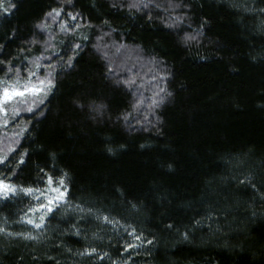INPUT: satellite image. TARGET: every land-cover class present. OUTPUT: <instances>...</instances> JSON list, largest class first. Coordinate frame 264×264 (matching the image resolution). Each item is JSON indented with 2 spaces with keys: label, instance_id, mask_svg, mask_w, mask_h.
Listing matches in <instances>:
<instances>
[{
  "label": "trees",
  "instance_id": "1",
  "mask_svg": "<svg viewBox=\"0 0 264 264\" xmlns=\"http://www.w3.org/2000/svg\"><path fill=\"white\" fill-rule=\"evenodd\" d=\"M11 2L4 0L5 7ZM17 2L14 15L0 18V59L24 76L32 59L48 57L43 64L54 69L43 71L54 70L57 87L34 113L2 121L0 156L11 164L0 165V177L32 184L37 166L50 167L55 152L72 178V203L85 213L61 210L40 242L0 234V264H50L47 255L61 264H264V199L238 183L252 175L264 188V0H143L149 7L138 9L128 6L134 0ZM59 7L60 17L45 20ZM70 12L80 13L77 20ZM65 21L80 27L62 32ZM40 23L49 27L42 31ZM76 43L82 48L65 70ZM124 55L134 64L119 63ZM146 65L154 69L148 85ZM160 88L171 95L150 108ZM77 99L86 107H77ZM93 101L107 106L103 116L94 118L87 107ZM25 150L27 163L13 175L9 167L16 169ZM21 209L26 204L0 205V226L27 231L14 222ZM88 209L92 215L79 224L83 234H69ZM97 214L120 224L105 225ZM133 228L142 240L128 234ZM129 243L139 246L125 252ZM87 247L110 259L74 255Z\"/></svg>",
  "mask_w": 264,
  "mask_h": 264
},
{
  "label": "snow or ice",
  "instance_id": "2",
  "mask_svg": "<svg viewBox=\"0 0 264 264\" xmlns=\"http://www.w3.org/2000/svg\"><path fill=\"white\" fill-rule=\"evenodd\" d=\"M67 3H71V0H67ZM117 5L114 4L113 7ZM130 8H147L148 4L143 3V0L139 2H132L128 5ZM183 5L180 3H175L172 5L174 8H180ZM156 7H160L159 4ZM19 4L17 0H12L9 7H5L4 0H0V18H7L8 16L14 15L18 10ZM64 12L63 7L52 8L45 15V20L51 18L55 21L61 14ZM70 18L75 21L80 13H68ZM177 23L183 22V17H174ZM168 26H173L169 24ZM37 28L46 30L49 26L47 23H40L36 26ZM80 27L79 24L75 26L69 25L66 21L61 23L60 28L62 32L71 33ZM197 34H200L199 32ZM11 38H14L11 37ZM194 35H189L188 39H195ZM84 39H87L85 36ZM36 41H32L35 43ZM4 45H0V48ZM82 48V45L79 43L74 44L73 51L70 56H67L64 63V68L74 67V61L76 56L79 54V50ZM49 59L43 55L37 56L30 61L31 67L27 68L26 75L21 76L22 68L17 67L12 63L11 60L4 58L0 59V64L4 65V68H0V72H4V77L0 78V115L6 119H12L18 117L22 111L26 110L27 112L34 113L36 109L43 105L45 101L48 100L49 96L53 94V90L57 87V76L53 71H48L45 73L43 69L45 67L54 69V66L51 64H43V61ZM64 59V58H62ZM111 71V68H109ZM167 76H161L160 80H166ZM117 83H120L117 81ZM126 86L131 87L134 84V81H125L123 82ZM164 88H160L158 92L154 93L153 98L149 104L150 108H159L164 102L165 97L170 96L171 93H165ZM74 103L77 107L83 109L86 107L85 104L81 103L79 99L75 100ZM143 101L135 104L134 107L139 108L140 104ZM21 105L25 107H21ZM11 107V116L9 115V108ZM88 109L94 113V118L96 116H103L106 110V105L104 103H96L93 101L91 104L87 105ZM41 115L43 113L41 112ZM130 117V114H125L123 119L127 121ZM6 126V125H5ZM27 131V129H24ZM15 152V150H13ZM111 151V149H109ZM18 154V153H17ZM29 153L27 150L20 155V159L17 163L15 170L9 167V171L13 172V175H18L19 171H22L20 165L27 163V158ZM59 158L55 152H52L49 157L47 164L48 166H37V180L32 184H17L11 181L7 176L0 177V205L7 207L10 203L15 202L17 204H26V209H21L19 217L15 223H21L30 226L29 229L25 232L14 233L8 231L6 226H0V234H3L8 237H21L29 241L40 242L41 237L46 232L48 227V222L55 218V216L64 210L66 213L79 211L80 213H85V209L81 204L72 203V178L68 171L58 167ZM11 159L8 156H0V165H10ZM171 167V166H169ZM261 180L264 181V177H261ZM238 183L244 185L245 187L252 188L255 192H259L261 198L264 199V188H261L257 185L256 179L254 176H244L243 178L238 179ZM123 195V193H121ZM132 208L138 209L139 205L132 203ZM92 209H88L86 215H82L76 223L72 224V229L69 234L80 237L83 233L81 227L79 226L80 221H86L89 216L92 215ZM95 219L101 223L108 225L111 224L114 227L120 224V221L114 217L104 214H97ZM71 222V220H69ZM8 217L4 218V225H7ZM200 222L197 221V224ZM167 227L172 229L174 225L168 224ZM129 235L135 236L137 240H142V235H137L136 230L133 228ZM185 240L189 239V234L185 232L183 234ZM148 244L153 243L152 240L147 241ZM61 245H56V247H62ZM139 245L127 244L124 248L125 252H128L131 249L138 247ZM68 252L72 253V249L68 248ZM75 256L80 258L87 257L89 261H100L103 262L106 258H109L108 252L100 253L95 247H87L82 251H77L74 253ZM33 260H39L40 257L33 255ZM46 259L50 264H61V261L56 256L47 255ZM112 264H116V261H112ZM125 264L127 261L125 260Z\"/></svg>",
  "mask_w": 264,
  "mask_h": 264
},
{
  "label": "rangeland",
  "instance_id": "3",
  "mask_svg": "<svg viewBox=\"0 0 264 264\" xmlns=\"http://www.w3.org/2000/svg\"><path fill=\"white\" fill-rule=\"evenodd\" d=\"M113 50H114V48H113ZM101 51V50H100ZM119 52L120 51H118V50H114L113 51V56H116V55H118L119 57H120V54H119ZM125 52V51H124ZM101 53H102V51H101ZM126 53H128V55H129V52H126ZM125 58H127V60H125V62L126 61H129L130 63H132V64H134V60H135V58L132 56H129V57H126L125 55L124 56H122L120 59V61L121 62H119V63H123L122 61H123V59H125ZM120 68V67H119ZM121 69V68H120ZM120 69H118V71L120 70ZM144 69L146 70V71H144V74H145V76H144V84L146 85H148L149 83L147 82L148 80V78L149 79H153L152 77V75H153V73H152V71L154 70L152 67H151V65H146V66H144ZM117 72V71H116ZM21 107L23 108V107H25V106H23V105H21ZM9 113H11V107L9 108ZM5 120V117H3L2 115H0V128L3 126V123H2V121H4ZM5 126V125H4ZM6 142V141H5ZM2 143H4V140H2V141H0V144L2 145ZM28 228L30 227V226H28V225H26Z\"/></svg>",
  "mask_w": 264,
  "mask_h": 264
}]
</instances>
